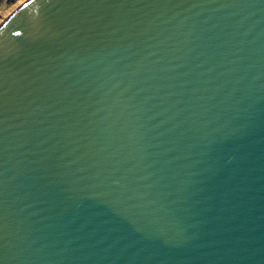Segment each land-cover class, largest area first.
Here are the masks:
<instances>
[{
  "label": "water",
  "instance_id": "1",
  "mask_svg": "<svg viewBox=\"0 0 264 264\" xmlns=\"http://www.w3.org/2000/svg\"><path fill=\"white\" fill-rule=\"evenodd\" d=\"M156 2L0 24V264H264V0Z\"/></svg>",
  "mask_w": 264,
  "mask_h": 264
},
{
  "label": "snow or ice",
  "instance_id": "2",
  "mask_svg": "<svg viewBox=\"0 0 264 264\" xmlns=\"http://www.w3.org/2000/svg\"><path fill=\"white\" fill-rule=\"evenodd\" d=\"M33 2L34 0H27L24 3L21 0L20 7L27 9ZM56 3L63 9L60 22L67 26V30L75 27L78 32L86 34H92L98 30V25L90 17L102 15L107 18L127 9L160 6L156 0H56ZM13 35L21 36L22 33L15 31ZM29 61L30 59L23 58L19 54L5 53L0 47V133L3 132L8 121L12 90L19 89L24 83L21 77ZM3 223V212L0 209V231L3 230ZM0 254H3L2 248H0Z\"/></svg>",
  "mask_w": 264,
  "mask_h": 264
},
{
  "label": "rangeland",
  "instance_id": "3",
  "mask_svg": "<svg viewBox=\"0 0 264 264\" xmlns=\"http://www.w3.org/2000/svg\"><path fill=\"white\" fill-rule=\"evenodd\" d=\"M25 1L27 0H23ZM20 3L21 0H0V24L20 6Z\"/></svg>",
  "mask_w": 264,
  "mask_h": 264
}]
</instances>
